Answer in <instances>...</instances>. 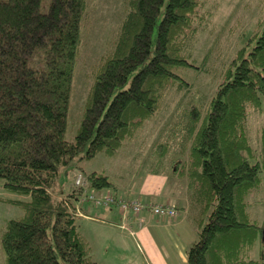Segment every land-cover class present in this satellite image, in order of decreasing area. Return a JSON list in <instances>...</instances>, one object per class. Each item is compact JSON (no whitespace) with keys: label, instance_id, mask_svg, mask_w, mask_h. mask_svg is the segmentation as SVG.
Wrapping results in <instances>:
<instances>
[{"label":"trees","instance_id":"16d2710c","mask_svg":"<svg viewBox=\"0 0 264 264\" xmlns=\"http://www.w3.org/2000/svg\"><path fill=\"white\" fill-rule=\"evenodd\" d=\"M126 2L67 140L87 0H49L44 12L41 0H0V180L22 211L1 230L0 264H98L77 228L76 202L112 182L80 169L85 185L54 194L60 168L99 153L117 155L159 112L170 88L187 85L177 70L195 67L190 44L205 19L204 0ZM221 74L204 108L185 109L156 144L159 167L152 172L171 155L170 174L185 184L197 233L185 264H264V218L251 216L248 201L264 192V156L246 132L248 110L264 104V19ZM261 142L264 152V128Z\"/></svg>","mask_w":264,"mask_h":264},{"label":"rangeland","instance_id":"374dc122","mask_svg":"<svg viewBox=\"0 0 264 264\" xmlns=\"http://www.w3.org/2000/svg\"><path fill=\"white\" fill-rule=\"evenodd\" d=\"M48 1L41 0L40 11L47 10ZM126 1L87 0L72 82L67 140H73L76 133L82 107L92 84L93 71L114 45L120 24L127 11ZM199 13H203L205 19L201 25H197L194 40L190 44L189 61L195 67H182L177 70L187 85L182 88L175 86L170 88L163 99L159 112L144 123L137 136L126 141L117 155L108 157L99 153L89 159H74L70 164L61 167L53 190L54 194L70 192L73 189L76 172L83 169L103 172L108 176L112 187L103 189L101 193L114 195L118 199L120 197L127 199L126 193L134 191L135 186L132 184L138 185L145 175L152 172L154 167H159L156 163L155 146L159 141H163L169 136L176 122L183 119V111L193 104L204 108L209 98L215 93L224 68L227 67L236 50L256 30L258 23L264 19V0H204ZM263 128L264 104L258 112L252 109L248 110L246 119L249 142L258 153L264 156L261 142ZM175 153L179 155L178 152ZM170 158L171 155L165 160L164 166L160 168L166 171L169 176H171L172 166ZM4 191L2 180H0V233L7 220L22 214L18 206L5 202ZM87 192V195L95 194V191L91 189H88ZM2 198L4 199L2 200ZM248 201L251 216L261 221L264 218L263 189L252 193L248 197ZM76 206L80 209L79 212L76 211L77 215L86 212L93 216L96 214L94 210L96 211L98 208L90 200L76 202ZM96 215L99 216V214ZM76 224L90 246L93 259L98 264L152 263L141 238L137 235L130 236L128 227L127 229L121 228L119 223L103 227L89 219L79 217H76ZM153 230L158 239L160 234L157 230ZM154 231L151 230L153 235H155ZM194 239V241L197 240V234ZM157 243L159 245L165 243L168 246L164 237ZM174 262L172 264H179L176 260Z\"/></svg>","mask_w":264,"mask_h":264},{"label":"crops","instance_id":"0c3cea01","mask_svg":"<svg viewBox=\"0 0 264 264\" xmlns=\"http://www.w3.org/2000/svg\"><path fill=\"white\" fill-rule=\"evenodd\" d=\"M133 184L132 186H135V188L133 187L134 191L126 193L125 197L127 199L137 198L146 204H169L175 209L177 208V216L174 219L155 217L144 208L137 216L128 211L126 217H124L117 206L112 205L96 208L94 213L99 214V216L82 213L76 215V217L89 219L103 227L118 223L121 228L127 229L128 227L130 236L137 235L141 238L147 248L148 258L153 264H172L175 260L179 264H185L187 247L195 240L197 234L195 228L189 222L190 211L185 184L179 179L169 176L164 170L150 172L141 179L138 185ZM4 192L5 199L2 198V200L4 199L6 203H10L8 202L10 199L18 198L15 194ZM91 209L88 210L93 212ZM139 219H142L141 223ZM153 229L160 234L158 239ZM151 230L154 231L155 235L152 234ZM162 236L168 246L165 243H162V245L157 243L158 240L163 239Z\"/></svg>","mask_w":264,"mask_h":264},{"label":"built area","instance_id":"2783aa9c","mask_svg":"<svg viewBox=\"0 0 264 264\" xmlns=\"http://www.w3.org/2000/svg\"><path fill=\"white\" fill-rule=\"evenodd\" d=\"M74 184L76 186H83L84 180L80 172H78L74 177ZM86 198L89 199L91 202H93L95 205H102V204H111L114 203L119 211L122 212V215L126 217V214L128 211H131L133 215L137 216L139 212L142 209H147L152 216L155 217H162L166 219H174L177 216V210L169 205V204H146L143 203L140 199L133 198V199H123V198H117L114 195L111 194H90L86 195ZM81 199L80 201H83ZM80 201H78L80 203ZM79 208L76 207V211L79 212ZM77 213V212H76ZM140 223L142 222V219H139Z\"/></svg>","mask_w":264,"mask_h":264},{"label":"bare ground","instance_id":"6f19581e","mask_svg":"<svg viewBox=\"0 0 264 264\" xmlns=\"http://www.w3.org/2000/svg\"><path fill=\"white\" fill-rule=\"evenodd\" d=\"M115 205V204H114ZM107 207V206H106ZM175 208V207H174ZM177 209V208H176ZM179 215V214H178Z\"/></svg>","mask_w":264,"mask_h":264}]
</instances>
